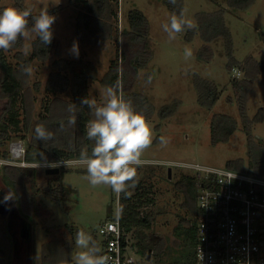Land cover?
I'll list each match as a JSON object with an SVG mask.
<instances>
[{
	"label": "rangeland",
	"instance_id": "1",
	"mask_svg": "<svg viewBox=\"0 0 264 264\" xmlns=\"http://www.w3.org/2000/svg\"><path fill=\"white\" fill-rule=\"evenodd\" d=\"M59 5L61 6L50 14L56 17V21L53 25L54 42L48 55L41 57L33 55L34 41L38 37L35 33H30L27 39L19 38L10 49L3 50L7 59L21 74L22 102L19 104V109L22 113V122L26 123V129L17 135L14 134L15 137L10 140L8 144L10 157L4 158L0 155V197L11 195L24 217L30 220V238L32 237L31 242H28L29 255L20 251L17 253V259L14 258L12 242L9 251L11 264H24V259L28 256L31 258L29 264L41 262L43 245H47L51 240L57 245H64L66 242L69 247L68 254L73 260V256L81 251L75 245L76 232L83 230L91 236L102 221L117 213L119 193L114 192L107 185L92 186L87 178L86 165L75 163L59 165L65 168L62 182L66 187L60 202L53 199L48 190V182L52 175L45 171L47 166L43 163L46 161L28 166L22 165L23 160L30 163L25 159V150L33 136L38 141L51 144H66L72 139L70 134L59 135L60 131L58 133L57 129L59 127L49 124V121L67 119L68 129L74 132L79 114V107L71 103L73 97L70 83L64 90L58 89L56 85L52 88L51 77L53 80L55 73L60 71L70 80L72 77L70 68L58 67L56 61L78 60L80 57L95 65L94 76L88 78V94L89 99H95L98 105L104 102V93L108 88L103 85V77L111 60L116 57L121 62L120 68L124 74L120 83L121 89L137 91L152 103L153 112L146 118L152 130V144L142 153L141 159L145 163L134 167L138 179L153 186L152 195L155 202L143 208L144 211L155 213L149 233L153 238L161 239L164 250L172 259L183 257L187 253L184 248L183 251L174 252L179 242V238L174 234V228L177 223L179 224L181 217H189L187 209L182 206L184 196L176 185L181 175L185 173L174 163L189 161L225 167L229 159L247 157L246 133L242 129L238 106L233 101V69L228 68L229 57L224 38L217 37L211 42H205L197 33L189 42L185 40L182 32L175 40L169 41L163 25L169 23L172 13L163 0H116L113 3L118 16L112 17L111 20L122 42L109 39L88 44L81 41L76 35L75 25L81 5L70 3L69 0H24L22 6H17L16 0H0V12L7 7L24 10L25 6H28L32 9V13H40L42 10L49 11ZM221 7L225 8V18L232 32L234 57L240 62H244L249 56L264 60L262 39L264 0H254L246 9L230 8L226 0H185V17L196 25L198 11H214ZM133 8L141 9L149 19L147 43L148 49L152 52L149 62L137 71L130 64L136 44L130 43L126 35L121 39L120 34L122 29L128 28L127 13ZM29 21L30 28V18ZM73 42H78L79 45L78 58L70 51ZM204 44H207L211 51L209 53L203 50V56L199 57V51ZM121 47L126 51V60H121L122 54L119 50ZM185 48H190L193 53L187 60L184 56ZM235 69L240 71L238 77H242L243 72L239 68ZM196 75L213 81L221 90L220 97L211 108L202 106L198 102ZM149 77H151L150 83ZM173 101H178L177 109L171 115L162 118L158 113L159 110ZM5 102L6 99L0 98V115ZM247 106L250 117L261 108L264 111V72L254 78ZM216 112L234 116L238 120V127L226 142L212 145L210 121L212 114ZM90 115L93 118L91 110ZM38 127L46 135H50V138H39ZM253 135L258 140H264V119L253 123ZM160 137L168 141L166 146L161 145ZM12 146L20 148L18 157L14 156ZM5 165L10 167L4 168ZM33 171L36 172L37 178L36 192L33 191L30 182V174ZM5 221V216L0 217V238L5 237L4 232H10ZM67 224L72 226V229L67 227L71 238L65 226L63 227ZM49 229L54 230L55 238L52 237L53 234ZM97 237L100 238L98 234ZM70 240H72L71 244ZM23 245L21 244L19 248H23ZM167 254H163L165 261H168L167 258L170 259Z\"/></svg>",
	"mask_w": 264,
	"mask_h": 264
},
{
	"label": "trees",
	"instance_id": "2",
	"mask_svg": "<svg viewBox=\"0 0 264 264\" xmlns=\"http://www.w3.org/2000/svg\"><path fill=\"white\" fill-rule=\"evenodd\" d=\"M24 0H16L17 6H22ZM254 0H226L230 8L246 9ZM70 3L81 5L76 16V35L77 37L88 44L97 43L100 41L113 40L120 41V37L115 32L112 17H117L118 13L113 8V3L116 0H69ZM165 5L171 11L172 15H180L181 10H185V0H176L173 4L170 0H163ZM61 5L51 8L49 14L54 13ZM25 8H29L25 6ZM24 8V9H25ZM38 15L39 13H32ZM31 19V18H30ZM197 23L194 28L184 31L186 41L193 40L194 36L199 33L202 40L211 42L217 37H223L226 46V53L229 57L228 68H239L243 72L242 77H232V87L234 90V100L238 106L242 129L246 133V158L229 159L226 166L235 170L252 173L255 175H264V140H258L253 135V123L260 122L264 119L263 108L260 109L253 117L249 116L247 101L252 92L254 78L264 72V60H257L253 56L246 58L244 62L238 61L233 55V37L232 32L225 18V8L221 7L214 11L200 10L196 13ZM128 28L121 30V39L126 35L128 41L135 45V51L130 58L131 66L137 71L144 67L151 59L152 52L148 49L147 37L149 35L150 22L147 15L139 8L130 9L127 13ZM264 41V35L262 34ZM50 45H44L37 37L34 41L33 55L41 57L46 56L51 51ZM122 42V41H120ZM122 57L121 60L127 58L126 51L123 47L119 49ZM207 50L210 53V48L204 44L199 51L198 56L202 57V51ZM209 57V56H208ZM58 67H69L72 72V77L69 80L66 74H61L57 71L56 76L52 80V88L54 85L58 89H67L71 85V94L73 97L72 104L79 107V114L76 118V129L74 132L69 130L66 125L67 119L58 121H49V124H55L59 128L58 133L70 134V141L66 144H51L38 141L34 138L28 141L25 150V159L28 162H44V161H60L72 157H80L81 152L90 154L94 142L86 137V126L89 120L90 108L81 103L82 98L88 94V78L95 74V65L90 61H86L83 57L78 60L59 59L56 61ZM239 66V67H238ZM242 66V67H240ZM244 66V67H243ZM77 67H80L77 69ZM121 62L118 57L111 60L110 66L103 77V85L105 87L115 88L125 100L131 102L135 111L142 113L145 118L153 112V105L150 101L137 91H127L121 89V80L124 76L121 70ZM195 87L198 93V102L207 108H211L221 95V90L211 80L196 75ZM22 80L18 68L14 67L7 59L3 50H0V98L6 99L5 107L0 115V155L4 158L10 157L8 144L10 140L19 132L25 130L26 126L22 122L21 111L19 104L22 102ZM178 107V101L164 105L159 110V115L162 118L171 115ZM64 126V127H63ZM211 144L216 145L219 142H226L231 134L238 127V120L226 113H214L211 116ZM13 131V132H12ZM15 134V135H14ZM22 137L26 138L24 135ZM61 137V136H60ZM10 167L5 165L4 168ZM27 168V167H26ZM30 168V167H29ZM34 170L33 167H31ZM65 168L60 167V172L50 176L48 182V190L53 199L60 202L62 195L66 191V187L62 182V174ZM35 173V174H34ZM36 172L30 174L31 187L34 192L36 185ZM177 188L184 196L182 206L186 208L187 215L179 220L174 228V234L179 238L177 247L174 248L180 251L183 248L187 251L185 256L172 259L167 251L164 250V244L161 239H155L149 233L155 218V213L152 211H144L143 208L150 206L155 202L153 197L152 184L147 185L136 176L134 181L128 182L126 190L119 192L118 208L120 220L122 224L128 228H135L138 238L140 252L147 256L151 252L152 259L156 264H175L180 261L188 260L193 255L194 245L196 242L195 220L192 217L196 213L197 205V189L198 179L194 176L182 174L176 183ZM31 192V193H34ZM35 195V194H34ZM33 195V196H34ZM32 197V196H31ZM111 217V216H110ZM66 227H70L68 224ZM5 237L0 238V264H11L10 248L12 238L9 233L4 232ZM92 241L100 249L101 240L97 237V230L92 232ZM53 240L43 245L44 252L42 254L41 264H74L70 258V254H66L64 259L58 260L59 249ZM173 251V250H172ZM183 251V250H182ZM61 252V251H60ZM166 253L170 259H163V254Z\"/></svg>",
	"mask_w": 264,
	"mask_h": 264
},
{
	"label": "built area",
	"instance_id": "3",
	"mask_svg": "<svg viewBox=\"0 0 264 264\" xmlns=\"http://www.w3.org/2000/svg\"><path fill=\"white\" fill-rule=\"evenodd\" d=\"M238 75L237 70L233 76ZM68 163L85 165L80 157L43 165ZM30 164L34 163L22 161V165ZM174 164L198 179L193 255L175 264H264V175L198 162ZM97 234L100 254L109 256L110 264H156L152 255L148 259L140 252L135 228L122 224L118 207L115 215L99 224Z\"/></svg>",
	"mask_w": 264,
	"mask_h": 264
},
{
	"label": "clouds",
	"instance_id": "4",
	"mask_svg": "<svg viewBox=\"0 0 264 264\" xmlns=\"http://www.w3.org/2000/svg\"><path fill=\"white\" fill-rule=\"evenodd\" d=\"M170 2L175 4L176 0ZM55 21L56 17L47 10L33 15L31 8H4L0 12V50L7 51L19 38L27 39L30 33H35L42 44L50 45ZM194 27L192 21L185 17V10H181L179 16L173 14L170 17L163 30L172 41L178 34ZM70 51L78 58V42H73ZM192 55V50L185 48V59H190ZM232 71L233 74L237 73L235 68ZM81 103L90 108L93 116L86 126V137L94 144L90 154L82 151L80 156L81 162L86 165L89 183L92 186L107 185L114 192H123L128 182L136 177L134 165L140 164L143 151L152 144V130L145 116L135 111L131 102L113 87L105 90L102 104L98 105L95 99L87 97L82 98ZM37 135L41 139L50 138L39 127ZM159 142L164 146L168 143L164 137H160ZM10 198V194L5 197L6 200ZM75 245L81 251L73 256L74 264H110L111 258L101 255L92 237L83 230L76 232Z\"/></svg>",
	"mask_w": 264,
	"mask_h": 264
},
{
	"label": "flooded vegetation",
	"instance_id": "5",
	"mask_svg": "<svg viewBox=\"0 0 264 264\" xmlns=\"http://www.w3.org/2000/svg\"><path fill=\"white\" fill-rule=\"evenodd\" d=\"M34 164H38L35 163ZM28 166V165H24ZM6 197V196H5ZM5 197H0V206L3 202L6 201ZM11 201L10 208L6 213H0V217H6L5 224L7 226V230H9L11 238L13 240V247L16 249L18 248L22 242L30 241V220L27 217H24L23 213L21 212L20 208L15 205V202L12 198L7 199ZM22 236V239H21ZM27 249V248H26Z\"/></svg>",
	"mask_w": 264,
	"mask_h": 264
},
{
	"label": "crops",
	"instance_id": "6",
	"mask_svg": "<svg viewBox=\"0 0 264 264\" xmlns=\"http://www.w3.org/2000/svg\"><path fill=\"white\" fill-rule=\"evenodd\" d=\"M65 226V229L66 231L68 232V229L66 227V225H63V227ZM50 230V229H49ZM31 232V231H30ZM50 232H52V237H54V230H50ZM68 235L70 236V238L72 237L71 234H70V231L68 232ZM63 236L65 237V233H63ZM55 238V237H54ZM21 239H22V236H21ZM69 239V238H68ZM32 240V237L30 238V242ZM34 241V240H33ZM66 242H64V245H58V249L61 251H59V255H58V260H62L64 259V257L66 256L67 252L69 251V247L67 244H65ZM72 243V240H70V244ZM23 245V248H14V258L17 259L18 258V254L17 253H20V251L24 254H28L29 255V250H28V242L27 241H24L22 242ZM27 248V249H26ZM31 248V244H30V247L29 249ZM30 256H31V252H30ZM35 258V257H34ZM29 260H31V258L28 256L27 258L24 259V264H29ZM33 264V263H32ZM37 264H41V262H37Z\"/></svg>",
	"mask_w": 264,
	"mask_h": 264
},
{
	"label": "water",
	"instance_id": "7",
	"mask_svg": "<svg viewBox=\"0 0 264 264\" xmlns=\"http://www.w3.org/2000/svg\"><path fill=\"white\" fill-rule=\"evenodd\" d=\"M47 174H58L60 172V167L59 166H49L45 169ZM169 171H171V169H169ZM170 172H169V176H170ZM10 203L11 201L6 200L5 202H3V204L0 206V213H6L9 208H10ZM151 257V252H149V254L147 255V258L149 259Z\"/></svg>",
	"mask_w": 264,
	"mask_h": 264
},
{
	"label": "bare ground",
	"instance_id": "8",
	"mask_svg": "<svg viewBox=\"0 0 264 264\" xmlns=\"http://www.w3.org/2000/svg\"><path fill=\"white\" fill-rule=\"evenodd\" d=\"M13 149H14V150L17 149V150H15V151L17 152V154H19V152H20V148H19L18 146H17V147L15 146Z\"/></svg>",
	"mask_w": 264,
	"mask_h": 264
}]
</instances>
